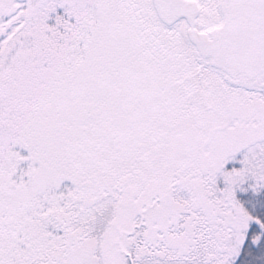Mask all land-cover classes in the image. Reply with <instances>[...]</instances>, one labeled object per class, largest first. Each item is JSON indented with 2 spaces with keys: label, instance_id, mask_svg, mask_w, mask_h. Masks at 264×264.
I'll use <instances>...</instances> for the list:
<instances>
[{
  "label": "snow or ice",
  "instance_id": "6c2138e0",
  "mask_svg": "<svg viewBox=\"0 0 264 264\" xmlns=\"http://www.w3.org/2000/svg\"><path fill=\"white\" fill-rule=\"evenodd\" d=\"M0 264H264V0H0Z\"/></svg>",
  "mask_w": 264,
  "mask_h": 264
}]
</instances>
